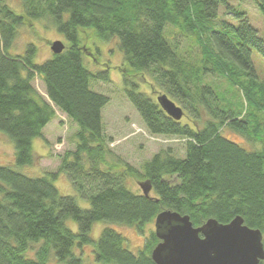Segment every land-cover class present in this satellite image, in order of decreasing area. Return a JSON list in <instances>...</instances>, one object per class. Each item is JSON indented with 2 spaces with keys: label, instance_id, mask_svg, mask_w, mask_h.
<instances>
[{
  "label": "trees",
  "instance_id": "16d2710c",
  "mask_svg": "<svg viewBox=\"0 0 264 264\" xmlns=\"http://www.w3.org/2000/svg\"><path fill=\"white\" fill-rule=\"evenodd\" d=\"M21 1L24 12L17 13L0 0V131L13 141L17 165H32L33 140L43 137L58 108L76 124L77 144L62 157L58 171L47 176L30 177L0 165V264H84L75 249L85 246H93L100 264H156L151 257L160 242L155 231L135 254L116 230L105 228L97 241L91 230L95 223L107 222L144 235L147 225L166 210L189 216L196 227L209 219L227 224L240 216L264 235V138L259 135L264 133L259 116L264 112V83L251 58L254 49L264 57V40L246 13L234 12L242 18L238 26L222 21L215 28L227 0ZM256 1L264 15V0ZM35 20H46L67 40L62 53L41 64L35 62L34 44L23 55L10 54L18 29ZM88 30L103 41L118 38L127 65L143 81V75L151 76L152 92L157 85L182 105L187 123L173 120L155 99L139 92L125 68L127 98L145 127L153 135L184 139V157L166 149L144 163V172L127 163L122 171L104 167L110 150L102 110L110 99L92 90L91 83L110 79L108 71L97 74L84 64L90 48L81 34ZM177 34L197 38L200 63L181 56ZM209 73L241 91L239 108L226 105L206 83ZM37 76L50 102L34 87ZM225 128L263 147L248 151L225 136ZM60 174L90 202L89 209L59 193L55 181ZM128 176L148 181L150 196L127 188ZM69 218L78 233L66 225ZM34 245L35 255L28 256Z\"/></svg>",
  "mask_w": 264,
  "mask_h": 264
},
{
  "label": "rangeland",
  "instance_id": "374dc122",
  "mask_svg": "<svg viewBox=\"0 0 264 264\" xmlns=\"http://www.w3.org/2000/svg\"><path fill=\"white\" fill-rule=\"evenodd\" d=\"M17 13H23L24 7L21 0H5ZM228 5H221L218 11L216 27L222 21H227L238 26L242 18L234 15L235 11L246 13L249 24L254 27L258 36L264 40V15L260 11L256 0H227ZM169 27H167L168 30ZM175 31H172L174 34ZM86 41L85 45L90 48V53L84 56L85 66L94 73L108 71L110 81L104 82L93 80L91 89L106 95L110 101L102 110L104 133L107 138L110 153L107 157L106 169L114 167L119 171L123 170L124 163L133 166L140 172H144V163L150 160L154 154L161 150L170 149L177 157L185 156V140L177 136L153 135L145 127L139 112L127 98L126 91L130 88L124 77L125 68L129 71V80L138 84L141 93L157 101V96L166 93L155 85V92L151 90L153 80L149 74L143 75L145 81L140 79L139 72L127 65L125 55L120 49L119 39L107 42L99 39L94 31L88 30L81 34ZM168 40L173 43L167 34ZM208 40V36L203 37ZM67 43L63 34L52 27L46 20H35L33 23H26L18 29V35L10 50L11 55H23L27 46L34 44L37 48L35 62L41 64L52 58L51 44L54 41ZM175 42L180 48V54L184 59L194 64L200 63L201 46L197 38L190 35L177 34ZM251 58L254 69L260 82L264 83V57L257 51L252 50ZM206 83L218 90L220 99L226 105H232L237 109L244 102L241 91L234 87L231 81L218 74L209 73L206 76ZM34 87L50 102L43 80L37 76L33 82ZM217 91V92H218ZM167 94V93H166ZM171 98V97H170ZM174 100L173 98H171ZM175 101V100H174ZM176 102V101H175ZM177 103V102H176ZM53 105V104H52ZM177 105H180L177 103ZM56 118L53 119L43 130V137L33 140L34 163L29 166H18L16 163L15 146L7 134L0 131V165L11 166L15 170L30 176L42 177L49 173L57 172L62 157L69 151H74L77 144V126L63 112L55 108ZM260 120L264 121V112L259 114ZM187 123L186 116L182 118ZM224 135L236 143H240L248 151L261 149L263 144L259 141H252L244 138L236 132L225 128ZM264 138V133H259ZM146 181L137 177L128 176L125 185L134 192H142L141 184ZM0 184H2L0 182ZM59 193L63 196H72L77 204L83 209L90 208V202L83 199L70 183L66 174H60L55 181ZM66 225L78 233L77 223L69 218ZM105 228H112L125 238V247L137 254L144 248L145 240L151 231H155V223L152 222L145 228V234H140L136 228L107 222L95 223L91 230V237L98 240ZM38 246L34 245L28 256L33 257ZM76 254L81 256L84 264H100L95 260L93 246H85L82 249L76 248Z\"/></svg>",
  "mask_w": 264,
  "mask_h": 264
},
{
  "label": "water",
  "instance_id": "95a60500",
  "mask_svg": "<svg viewBox=\"0 0 264 264\" xmlns=\"http://www.w3.org/2000/svg\"><path fill=\"white\" fill-rule=\"evenodd\" d=\"M65 48L59 40L51 44L54 54L62 53ZM157 102L173 120L184 117L182 106L167 94L157 96ZM141 188L145 196H150L152 188L148 181ZM154 223L160 239L151 254L156 264H260L264 261L262 231L246 225L240 216L227 224L209 219L196 227L189 216L166 210Z\"/></svg>",
  "mask_w": 264,
  "mask_h": 264
}]
</instances>
